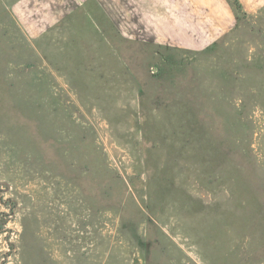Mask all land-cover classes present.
<instances>
[{"label":"rangeland","instance_id":"rangeland-1","mask_svg":"<svg viewBox=\"0 0 264 264\" xmlns=\"http://www.w3.org/2000/svg\"><path fill=\"white\" fill-rule=\"evenodd\" d=\"M231 5L189 50L178 0H0V264H264V7Z\"/></svg>","mask_w":264,"mask_h":264},{"label":"crops","instance_id":"crops-1","mask_svg":"<svg viewBox=\"0 0 264 264\" xmlns=\"http://www.w3.org/2000/svg\"><path fill=\"white\" fill-rule=\"evenodd\" d=\"M235 1L247 13L264 7V0H178L179 26L189 28L187 34L179 37L183 47L203 50L225 36L236 24L231 5Z\"/></svg>","mask_w":264,"mask_h":264},{"label":"trees","instance_id":"trees-1","mask_svg":"<svg viewBox=\"0 0 264 264\" xmlns=\"http://www.w3.org/2000/svg\"><path fill=\"white\" fill-rule=\"evenodd\" d=\"M235 4L237 5V7H240V6L237 4V2H236V1L234 2V5H235ZM237 7H236V8H237ZM237 9H239V8H237Z\"/></svg>","mask_w":264,"mask_h":264}]
</instances>
